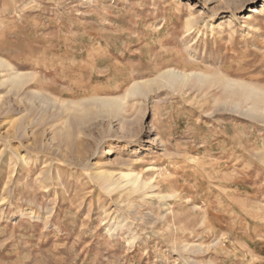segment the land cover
Listing matches in <instances>:
<instances>
[{
    "label": "rangeland",
    "instance_id": "rangeland-1",
    "mask_svg": "<svg viewBox=\"0 0 264 264\" xmlns=\"http://www.w3.org/2000/svg\"><path fill=\"white\" fill-rule=\"evenodd\" d=\"M0 264H264V0H0Z\"/></svg>",
    "mask_w": 264,
    "mask_h": 264
},
{
    "label": "bare ground",
    "instance_id": "bare-ground-1",
    "mask_svg": "<svg viewBox=\"0 0 264 264\" xmlns=\"http://www.w3.org/2000/svg\"><path fill=\"white\" fill-rule=\"evenodd\" d=\"M251 11L255 12L256 9L252 8ZM209 76H210V74H207L204 72L184 71V70H176L175 68H167L163 71H159L157 73V75L154 78H152L151 80L148 79V80L142 81V82L141 81L140 82L133 81V83H131L128 86V88L126 89L125 95L134 96L133 94H138V92L140 93L142 91V88L145 85H148L150 82L151 83L155 82L157 84L160 83L162 85L171 87L173 89H178L181 86H184V85H186L192 81H194L196 84H200V85L204 84V83H206V81H207L206 79ZM8 79L15 86L19 87L20 85L23 84L25 78H24V75H20L18 73H13V74L9 75ZM235 84H232L229 80H226V87H228V88L235 86ZM245 98H250V97L247 95ZM92 101H99L100 106L104 110H107L108 112L110 111V112L115 113L120 109L123 100L121 98H115V97H112V98L100 97L99 99L98 98L95 100L92 99ZM110 153H112L111 150H108L106 155H108ZM120 177L126 179V182L129 183L136 190H141L143 187H146V185L148 184V181L147 182L141 181L139 174L135 173V172L133 173L131 171H122V172H120ZM109 179H110L109 173H107V174L103 173L100 175V178H99V180H101L103 185H104V183L107 184ZM105 186L108 187L110 185L108 183ZM140 187H142V188L137 189ZM106 189H108V188H106ZM135 189L133 191H136Z\"/></svg>",
    "mask_w": 264,
    "mask_h": 264
}]
</instances>
